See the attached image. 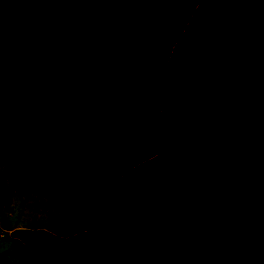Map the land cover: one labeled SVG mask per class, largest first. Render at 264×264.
Instances as JSON below:
<instances>
[{
	"label": "rangeland",
	"instance_id": "374dc122",
	"mask_svg": "<svg viewBox=\"0 0 264 264\" xmlns=\"http://www.w3.org/2000/svg\"><path fill=\"white\" fill-rule=\"evenodd\" d=\"M210 2L172 49L162 82L161 153L180 172L162 166L155 175L151 161L124 174L115 199L121 220L94 234L68 225L0 153V194L2 185L8 190L0 199V264H230L249 222L264 215V0ZM138 174L148 180L141 188ZM177 192L192 201L179 210ZM119 202L141 203L153 224L130 220ZM170 207L178 213L164 222ZM170 236L201 250L172 262L164 253Z\"/></svg>",
	"mask_w": 264,
	"mask_h": 264
},
{
	"label": "trees",
	"instance_id": "16d2710c",
	"mask_svg": "<svg viewBox=\"0 0 264 264\" xmlns=\"http://www.w3.org/2000/svg\"><path fill=\"white\" fill-rule=\"evenodd\" d=\"M198 2L0 0V153L77 232L160 152L165 68ZM248 234L230 264H264V215Z\"/></svg>",
	"mask_w": 264,
	"mask_h": 264
},
{
	"label": "crops",
	"instance_id": "0c3cea01",
	"mask_svg": "<svg viewBox=\"0 0 264 264\" xmlns=\"http://www.w3.org/2000/svg\"><path fill=\"white\" fill-rule=\"evenodd\" d=\"M205 0H199V2H198V4L196 5V7H195V10H194V12L192 13V16L190 17V19H189V21H188V24H191L193 21V18H194V16L196 15V13H197V11H198V9L200 8V6L202 5V3L204 2ZM219 1L220 0H212V2H210L212 5H214L215 6V8H218V6H219ZM188 24H187V27H188ZM187 27H186V29H187ZM185 29V30H186ZM231 30H233V31H235L234 29H231ZM190 31H191V34L193 33L194 34V31H193V28H191L190 29ZM264 31V30H263ZM262 31V32H263ZM228 33L229 32H225V33H221V34H219V36H218V40H220V39H223V38H227V36H228ZM195 35V34H194ZM194 38L196 39V35L194 36ZM236 40H238V38H236ZM212 57V56H211ZM242 73H243V68H242ZM242 93L244 92V88H243V85H242ZM162 140H163V138H162ZM162 146L164 147V145L162 144ZM151 161H153L152 163H150L149 165H148V170L149 171H153L152 173L153 174H157V168H159V167H162V166H165V167H170L171 168V170H173V172H177V171H179L178 169H176V168H174V167H172V165L170 164L171 162H169V161H167V159H165L163 156H162V153H161V150H160V152L159 153H157L156 155H154V156H152L151 158H149V159H147V160H145V161H143V162H141V163H139V164H137L138 166L140 165V164H145V163H147V162H151ZM137 165L136 166H134V167H132L130 170H128L127 172H130L131 170H134L136 167H137ZM126 172V173H127ZM180 172V171H179ZM125 173V174H126ZM122 177V176H121ZM138 179H136V184H135V187H137V188H141V187H143L144 185H145V182L146 183H148V180H145L144 179V176H142V175H140L139 176V174H138ZM120 180V179H119ZM119 182V181H118ZM118 185V184H117ZM128 185H130L129 184V181H128V183H127V186ZM118 188V187H117ZM117 188H116V192H117ZM200 192V191H199ZM133 193H131L130 194V200H132L133 199ZM115 199H116V193H115V197H114V200H113V202H112V204H111V206L109 207V209L104 213V215L101 217V218H99L95 223H94V225L91 227V228H89L88 230H86V231H82V232H87V231H93L94 232V234H96L97 232H99L98 230H97V232H96V229L98 228V227H101V229H100V232H101V230H102V228L103 229H108V228H113L114 226H115V224H117V222H116V220H121L120 218H116V217H118V211H116L115 210ZM125 199H128V197H127V195H126V197H125ZM176 200L179 202V207L177 208L178 210H179V208H181V207H184V206H187L188 204H186V203H190V202H192L191 200H190V197L189 196H186L183 200H182V196H181V194H180V192H177L176 193ZM182 203H184L183 205L184 206H182ZM118 205H122L123 204V207H125V210L123 211L124 212V214L130 219V220H133L134 222H136V223H150V224H153V222H152V220H153V217H151L152 215L151 214H148L147 212H145V211H142V209H141V203H129V206H126V204H124V203H117ZM131 205H136L135 207L133 206V207H131ZM129 207V208H128ZM139 207V208H138ZM178 210H176V211H174V208L172 209L171 207L169 208V215H171L172 213L174 214L175 212L176 213H178ZM153 210H150L149 212H152ZM172 214V215H173ZM121 215H123V214H121ZM172 215L171 216H168V218H166L165 220H164V222L165 221H171V219L173 218L172 217ZM171 218V219H170ZM170 219V220H169ZM118 225V224H117ZM159 226V225H158ZM158 228V227H157ZM155 230V229H154ZM103 231V230H102ZM202 231L200 232V236H199V238L198 239H203V236H202ZM53 235L54 236H56V234L55 233H53ZM210 237H211V235H210ZM209 237V238H210ZM204 239H206V237L204 236ZM169 240H170V242H169V245L168 246H165V248H164V253L169 257V260H171L172 259V262H173V260H175V259H177V260H180L179 259V257L181 256V255H195L196 253H194L195 252V250H201V248L199 249L197 246H188V247H181V245H180V242H178V243H175V240L170 236L169 237ZM196 243L194 242V245H195ZM181 263V262H180ZM179 263V264H180Z\"/></svg>",
	"mask_w": 264,
	"mask_h": 264
}]
</instances>
